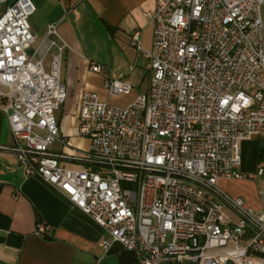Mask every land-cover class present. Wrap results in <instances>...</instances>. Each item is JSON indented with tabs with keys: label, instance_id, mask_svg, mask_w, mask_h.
I'll use <instances>...</instances> for the list:
<instances>
[{
	"label": "built area",
	"instance_id": "obj_1",
	"mask_svg": "<svg viewBox=\"0 0 264 264\" xmlns=\"http://www.w3.org/2000/svg\"><path fill=\"white\" fill-rule=\"evenodd\" d=\"M262 6L155 0L146 13L150 49L139 30L130 36L136 59L146 60L147 86L125 106L82 90L76 131L89 145L78 155L51 150L68 146L56 116L67 97V44L56 24L33 47V2L14 0L0 14V110L12 149L25 175H38L104 231V251L117 242L138 264H264V191L254 212L217 186L241 177L240 142L264 134ZM89 69L102 66L90 62ZM103 87L107 97L133 89L120 78ZM46 228L39 222L35 232Z\"/></svg>",
	"mask_w": 264,
	"mask_h": 264
},
{
	"label": "crops",
	"instance_id": "obj_2",
	"mask_svg": "<svg viewBox=\"0 0 264 264\" xmlns=\"http://www.w3.org/2000/svg\"><path fill=\"white\" fill-rule=\"evenodd\" d=\"M13 1L0 0V14ZM31 1L35 11L27 24L35 42L50 24H56L67 44L62 69L67 97L56 116L68 146L54 143L51 150L78 155L89 145L76 131L78 95L88 90L106 99L103 82L108 78L132 84L129 77L139 57L136 59L130 36L139 30L142 47L150 49L153 26L146 13L154 9L155 0ZM260 15L264 20V6ZM90 62L100 64L102 71H90ZM13 144L6 114L0 110V264H138L117 242L104 251L100 246L104 231L38 175H25ZM239 146L237 171L241 177L221 179L234 180L238 184L235 196L257 212L262 207L259 192L264 191V168L258 172L259 163L264 162V134H254ZM60 162L72 168L86 165L66 159ZM39 222L47 225L41 235L35 232Z\"/></svg>",
	"mask_w": 264,
	"mask_h": 264
},
{
	"label": "rangeland",
	"instance_id": "obj_3",
	"mask_svg": "<svg viewBox=\"0 0 264 264\" xmlns=\"http://www.w3.org/2000/svg\"><path fill=\"white\" fill-rule=\"evenodd\" d=\"M37 44V42L34 43L33 47ZM145 63L146 60L144 58L139 57V59L136 61V68L134 69L133 73L129 77L130 81L132 82L133 89L132 92L129 95H120V96H109L106 97V100L108 103L117 105V106H125L127 103L130 102L132 99V96L135 92H143L147 86V72L145 70ZM63 69V65H62ZM71 112V110H70ZM57 114V112H56ZM217 186L227 195H229L232 198H236L234 192H236V189H238V184L234 180H222L219 179L217 181ZM253 210V209H252ZM254 211V210H253ZM256 212V211H254Z\"/></svg>",
	"mask_w": 264,
	"mask_h": 264
}]
</instances>
